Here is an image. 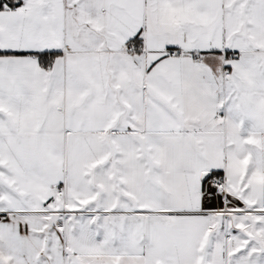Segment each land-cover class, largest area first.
I'll return each instance as SVG.
<instances>
[{"label":"snow or ice","instance_id":"snow-or-ice-1","mask_svg":"<svg viewBox=\"0 0 264 264\" xmlns=\"http://www.w3.org/2000/svg\"><path fill=\"white\" fill-rule=\"evenodd\" d=\"M0 264H264V0H0Z\"/></svg>","mask_w":264,"mask_h":264}]
</instances>
